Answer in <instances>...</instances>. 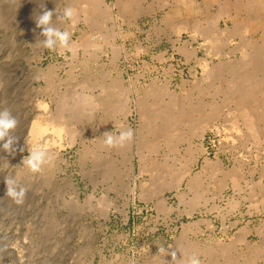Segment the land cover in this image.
Here are the masks:
<instances>
[{"label": "rangeland", "instance_id": "obj_1", "mask_svg": "<svg viewBox=\"0 0 264 264\" xmlns=\"http://www.w3.org/2000/svg\"><path fill=\"white\" fill-rule=\"evenodd\" d=\"M82 1L0 0V110L9 109L19 121L13 133L18 138L15 152L0 147V264H171V255L159 253L160 246L176 251L178 260L181 253H194L202 264H228L229 259L230 264L240 254L236 264L260 241L263 248L264 126L254 133L237 113L227 114L232 104L214 93L205 68L219 61H236L240 67L241 40L260 38L256 16L264 14V4L247 11L252 20L245 33L229 36L220 34L226 30L224 17L215 22L218 33H204L225 0H129L124 10L115 7L110 19L101 17L107 16L105 10L85 16ZM238 1L226 0L236 8ZM69 6L78 12L74 28L70 21L57 19ZM44 11L54 12L55 27L72 33L76 55L61 56L38 43L44 37L37 19ZM243 11L237 14L241 24L246 21ZM209 36L217 41L214 45ZM245 66L244 73L258 72ZM81 94H94V100L76 112L74 103ZM211 97L221 112L199 136L189 119L181 122L179 113L198 103L191 119H201ZM60 99L65 106L60 118L68 130L57 132L59 117L49 118L56 115ZM43 101L47 110L37 106ZM138 101L152 109L145 119L137 110ZM167 102V113H159ZM118 103L128 108L114 112ZM167 114L169 122L163 119ZM37 118L43 119V126L50 121L54 126L55 121V128L45 125V132L31 143L30 124ZM122 126L133 130V140L122 148L107 147L103 134H118ZM66 131H72L71 138ZM35 145L45 147L51 159L34 174L22 160ZM131 155L134 167L129 172L125 159ZM232 169L237 173L233 181L223 176ZM7 176L28 189L22 205L5 195ZM262 252L255 264L263 262Z\"/></svg>", "mask_w": 264, "mask_h": 264}, {"label": "bare ground", "instance_id": "obj_2", "mask_svg": "<svg viewBox=\"0 0 264 264\" xmlns=\"http://www.w3.org/2000/svg\"><path fill=\"white\" fill-rule=\"evenodd\" d=\"M135 0H133V2H134ZM164 2H165V0H163ZM84 4H83V6L81 5V9H82V12L81 13H83L85 16H88V17H91V16H96V15H98L99 14V11H101V10H105L106 11V15L107 16H101V17H106V18H108V17H112V15L111 14H115V13H112V12H114V8L116 7L117 9L116 10H121L122 9V7H123V10H124V8H126L127 6H130L131 5V1H129V0H121V1H113V2H115V3H111V4H107V2H106V0H83L82 1ZM133 2H132V4H133ZM255 2H257V4L255 5V4H253V6H252V1L251 2H249L248 3V0L245 2V1H238L237 2V4L236 5H238L237 6V8H236V6L233 4V5H231L232 3H227L226 2V0L225 1H223V2H221L222 4L219 6V11L214 15V16H211L208 20V22L209 23H207V21L205 22V23H207V28H203L204 30H205V32L204 31H202V32H204V33H206V35L207 34H212V33H218L216 30H218V28L220 29V27H218L217 25H216V23L215 22H217V19H219V18H221V17H224V23L226 24V30L225 31H221L220 30V34L221 33H226V34H229V36H236V35H239V34H241L242 32H244V30L245 29H247L248 27H249V25H248V22H249V20H252V19H250L251 17H250V15H249V13L247 12V11H249V10H253V8L254 7H258V4L259 3H262V4H264V0H256ZM259 2V3H258ZM67 3H69V2H67ZM135 3V2H134ZM253 3H254V1H253ZM70 4V3H69ZM68 4V5H69ZM78 4V3H77ZM80 4V3H79ZM175 4V3H174ZM255 5V6H254ZM73 7V6H72ZM261 7V6H260ZM74 8V7H73ZM232 8H234V9H232ZM81 9H78V10H81ZM179 10V9H178ZM242 10H244L245 11V13H247L246 14V18L245 19H243V20H246V21H244V23H240L241 21H239V18L241 17H239L238 18V15L237 14H239ZM233 11H234V13H235V15L234 14H232L233 13ZM243 11V12H244ZM254 11V10H253ZM260 11V10H259ZM80 12V11H79ZM102 12V11H101ZM262 12V11H261ZM175 13V12H174ZM173 13V14H174ZM179 13V12H178ZM82 14V15H83ZM251 14V13H250ZM100 15V14H99ZM102 15V14H101ZM104 15V14H103ZM241 15H242V13H241ZM252 16V15H251ZM88 17H85L86 19H88ZM250 17V18H249ZM83 18V17H82ZM84 18V19H85ZM93 18V17H92ZM91 18V19H92ZM105 18V19H106ZM91 19H89L90 21H91ZM101 19V18H100ZM108 19H110V18H108ZM94 20V19H93ZM102 20V19H101ZM96 21V20H95ZM219 21H220V19H219ZM201 22V21H200ZM95 23H97V22H95ZM229 23V24H228ZM98 24V23H97ZM195 24V23H194ZM256 27H257V29L256 30H259V31H261V35H260V38L257 40V41H254V40H251V39H243V40H241V43H240V45H241V47H240V49H241V53L243 54V58L241 59V56L239 57V59H241L242 60V63H241V65H240V67H239V64H238V62H236L235 60H233V61H235L237 64H238V66H237V64H234L235 62H233L232 64H225L224 62H222V61H219V63L216 65L215 63V65L213 66L212 64V67H211V65H210V67L209 66H207V67H209V68H205V71L208 73H205L206 75H207V77L208 78H210L211 77V81L210 82H208V83H210V87H212V90L214 91V93L215 94H221L223 97V99L222 100H224V101H226L227 103H229V104H232V106H230L229 108H230V110L229 111H227L226 113L228 114V112H230V111H232L233 113L235 112V113H237L238 114V117L240 118V122H241V124L244 126V127H246V130L248 129V130H252L254 133H256V128H262L263 126H264V47L262 46V39L264 40V14L263 15H258L257 14V16H256ZM177 25V24H176ZM183 26H185V25H182L180 28L178 27V30L179 29H181V28H183ZM205 26V25H204ZM192 27H197L196 25L195 26H192ZM198 29H199V26L197 27ZM201 28V27H200ZM197 29V30H198ZM216 29V30H215ZM202 30V29H201ZM223 30V29H222ZM253 31V30H252ZM112 32V31H111ZM200 32V34H201V31L200 30H198V33ZM247 32V31H246ZM195 33V32H194ZM245 33V32H244ZM249 33V32H248ZM113 34V33H112ZM220 34H218V35H220ZM223 34V35H224ZM225 34V35H226ZM247 34V33H246ZM104 35V34H103ZM217 35V36H218ZM243 36H244V34H242ZM204 36V35H203ZM202 36V37H203ZM211 36V35H210ZM206 37L207 39H208V41H213V42H211V44L213 43V45H214V43L215 42H217V41H215V39H216V37L217 36H215V35H213V36H215V39H213V36L212 37ZM228 36V37H229ZM223 37H225V38H228V37H226V36H223ZM80 38V37H79ZM205 38V39H206ZM211 38V39H210ZM234 38V37H233ZM232 38V39H233ZM244 38V37H243ZM112 39V38H111ZM220 39V38H219ZM224 39V38H223ZM230 39V38H229ZM84 40V39H83ZM104 40V39H103ZM108 40V39H107ZM218 40V39H217ZM221 40V39H220ZM228 40V39H227ZM102 41V40H101ZM224 41V40H223ZM222 41V42H223ZM252 41H254V42H252ZM106 42V41H105ZM219 42V41H218ZM220 43V42H219ZM206 44V43H205ZM76 45H78V44H76ZM212 45V46H213ZM215 46H216V44H215ZM214 46V47H215ZM245 47V48H244ZM246 47H250V50L249 51H247V50H245L246 49ZM113 50V49H112ZM220 50V49H219ZM240 53V54H241ZM204 59V58H203ZM202 60V59H201ZM237 61H239V60H237ZM221 62V63H220ZM239 63H240V61H239ZM243 64V65H242ZM247 64V65H251V69L250 70H252V68L254 69V70H257L258 72H255L254 74H247L248 73V71L247 70H245V71H247V73H244V68H246V66L245 65ZM235 66H237L238 67V69H235L236 67ZM235 67V68H234ZM242 68V69H241ZM240 69L241 70H243V71H240ZM48 71V70H47ZM47 73V72H46ZM45 74H43V76H44ZM51 75V74H50ZM205 76V75H204ZM47 78V77H46ZM49 78V77H48ZM47 78V79H48ZM202 78H204V77H202ZM216 78V79H215ZM205 79H207V78H205ZM49 80V79H48ZM85 81V80H84ZM82 84V83H81ZM85 84V83H84ZM110 88H111V86L110 85H108ZM108 86H106V88H104L102 91L104 92H106V91H108V89H109V87ZM116 86V85H115ZM87 87V86H86ZM117 87V86H116ZM37 88V87H36ZM81 88V87H80ZM113 88V87H112ZM118 88V87H117ZM87 89V88H86ZM40 90V89H39ZM162 90V89H161ZM101 91V92H102ZM164 91V90H163ZM82 92V91H81ZM204 92V91H203ZM259 92V93H258ZM91 93V92H90ZM122 93V92H121ZM120 93V94H121ZM258 93V95H259V97H258V99H254V97H255V95ZM64 94V93H63ZM68 94V93H67ZM79 94V93H78ZM87 94V93H86ZM84 95L83 96V94H81L80 96H81V99H79V96H78V100L74 103L75 104V106H76V108H75V110L77 109V110H80V111H84V107H86V108H88L87 106H89L88 104H90L91 105V103H93L92 101L94 100V98L92 97L93 95L92 94H88V95ZM187 94V93H186ZM209 94H211V93H209ZM121 95H123V93L121 94ZM58 96V95H57ZM66 96H68V95H66ZM213 96V95H212ZM120 97V96H119ZM186 97V96H185ZM214 97V96H213ZM60 98V97H59ZM75 98H76V96H75ZM199 98V97H198ZM212 98V97H211ZM68 99V98H67ZM119 99H121V98H119ZM202 99V98H201ZM220 99V100H221ZM37 100V99H36ZM55 100V99H54ZM60 100H62V101H60ZM59 101H57V106H56V115H51V118H49L51 121H53V120H57V118H58V121H57V123L58 124H56V126H55V121H54V126L56 127V131L57 132H61V130L63 131V129H66V130H68V128H66L65 127V125H63V120L64 119H61L60 117L63 115V113H61V110L65 107V106H63L64 105V103H62L64 100L63 99H60ZM205 100V99H204ZM204 100L202 101V102H204ZM258 100V101H257ZM42 101V100H41ZM135 101H137V100H135ZM140 101V100H139ZM137 102V104H136V102H135V104H136V107H137V110L140 112H138L140 115H143V117H144V115H150V112L152 111V109H150V108H148L147 110H146V108L143 106V104H142V102ZM189 101V100H188ZM257 101V102H256ZM71 102V107L72 106H74V105H72L73 104V102L72 101H70ZM36 103L38 104V100L36 101ZM69 103V102H68ZM171 103H172V100H171ZM179 103V102H178ZM177 103V104H178ZM206 104H207V102H205ZM63 104V105H62ZM125 104V103H124ZM169 103L167 102V104H165V107L164 106H161V107H159V109H158V112L160 113V111H162V112H164V113H167L166 112V109H167V107L169 106L168 105ZM176 104V105H177ZM223 103H221V105H222ZM87 105V106H86ZM94 105H95V107H97L96 106V104L94 103ZM205 104H202V106L205 108V106H207L204 110L206 111V116H204L203 118H201V119H198V118H196L195 119V121H192L193 119H191L192 117H194L195 115H194V113L196 114V112H198V107L200 106L198 103H196V104H188L180 113H179V118H181L182 119V121L181 122H185V120H187V119H189V120H187L188 122L187 123H193L192 124V126H193V129L195 130V132H197L198 131V133H199V136H202V133L207 129V128H209V127H211V126H213V123H212V120L214 119V117L215 116H217L218 114H219V111L221 110V109H219V104L218 103H216V100L214 99V98H212L211 99V102H209L208 101V104L207 105H205ZM38 107H41V108H46V103L43 101V102H40L39 103V105H37ZM74 106V107H75ZM124 106V105H123ZM123 106H122V104H116L114 107H113V111L115 112V110H117V109H123ZM127 106H128V104H127ZM126 105L124 106V107H127ZM158 106V105H157ZM180 106V105H179ZM63 107V108H62ZM40 108V109H41ZM68 108V107H67ZM128 108V107H127ZM155 108V107H154ZM176 108H177V106H176ZM66 109V108H65ZM71 109V108H70ZM69 109V110H70ZM72 109H73V107H72ZM115 109V110H114ZM150 109V110H149ZM197 109V110H196ZM45 110H47V109H45ZM76 110V112H78ZM89 110V109H88ZM129 110V109H128ZM127 109L126 110H124V111H126L125 113H127V111H128ZM176 110V109H175ZM234 110V111H233ZM42 111H43V109H42ZM118 111V110H117ZM117 111H116V113H117ZM169 111H171L170 109H168V112ZM177 111V110H176ZM46 112V111H45ZM63 112V111H62ZM121 112V111H120ZM136 112V111H135ZM201 112V111H200ZM221 112V111H220ZM232 112H230V113H232ZM55 113V112H54ZM88 113V112H87ZM119 113V112H118ZM129 113V112H128ZM173 113V112H172ZM177 114V113H176ZM199 114V113H198ZM202 114V113H201ZM44 115V114H43ZM233 115V114H232ZM235 115V114H234ZM57 116V117H56ZM162 116H164V115H162ZM161 116V117H162ZM50 117V116H49ZM141 117V116H140ZM160 117V118H161ZM233 117H235V116H233ZM47 118H48V116H47ZM64 118V117H63ZM163 118V117H162ZM161 118V119H162ZM177 118V117H176ZM175 118V119H176ZM237 118V117H236ZM59 119H61V121H59ZM76 119V118H75ZM79 119V118H78ZM144 119H145V117H144ZM143 119V120H144ZM164 121L166 122H169L170 121V119H171V116H169L168 114L166 115V116H164ZM191 119V120H190ZM43 120V119H42ZM42 120H40L39 118H37V119H34V120H32V122H31V124H30V130H29V132H30V141L29 142H34L39 136H41L42 135V133H44L45 132V130H46V127H44L45 125H51L52 127H54L52 124H50L51 123V121L48 123V122H46V123H48V124H46L45 122V125L43 126V122H42ZM46 120V119H45ZM44 120V121H45ZM180 120V119H179ZM235 119H231V121H234ZM49 121V120H48ZM66 121V120H65ZM161 122H163V121H161ZM225 122V121H224ZM235 122V121H234ZM53 123V122H52ZM61 123V124H60ZM179 123H180V121H179ZM120 125H121V122L119 123ZM186 124V123H185ZM228 124H229V122H228ZM232 124V123H231ZM235 125L234 126H238V124H237V122H235L234 123ZM62 125H63V127H62ZM73 126V125H72ZM149 126V125H148ZM171 126V125H170ZM231 126H233V125H231ZM240 127H241V125H239ZM54 127V128H55ZM65 127V128H64ZM146 127V126H145ZM167 127V126H166ZM166 127H165V130H166ZM225 127V126H224ZM239 127V128H240ZM54 128H53V130H54ZM159 128V127H158ZM164 128V127H163ZM181 128V127H180ZM232 128H235V127H232ZM70 129V128H69ZM148 129H149V127H148ZM177 129V128H176ZM176 129H174L175 131H176ZM238 129V128H237ZM72 130V129H71ZM157 130V129H156ZM162 130V129H161ZM172 130V129H171ZM178 130V129H177ZM233 130V129H232ZM236 130V129H235ZM240 130H241V128H240ZM255 130V131H254ZM65 131V130H64ZM149 131V130H148ZM174 131V132H175ZM237 131V130H236ZM243 131V130H242ZM56 132V133H57ZM67 132V131H66ZM66 132H64V133H66ZM69 132V131H68ZM68 132H67V134H68ZM71 132V133H70ZM69 132V134H71V135H69V137L71 136L72 137V131H70ZM168 132V135H169V131H167ZM167 132H166V134H167ZM173 132V131H172ZM178 132V131H177ZM247 132H249V131H246V133ZM56 133H55V135H56ZM197 133V134H198ZM242 133V132H241ZM251 132H249V134H250ZM254 133L252 134V135H254ZM66 134V135H67ZM161 134H162V131H161ZM184 134V133H183ZM58 135V134H57ZM61 135V134H60ZM67 135V136H68ZM239 136H242V135H240V134H238ZM252 135H251V139H253L254 137H252ZM163 136H165L164 134H162V136L161 137H163ZM167 136V135H166ZM259 136V135H258ZM68 137V138H69ZM70 137V138H71ZM74 137V136H73ZM202 138V137H201ZM255 138H258L257 140H260L259 139V137H255ZM47 139V138H46ZM232 139V138H231ZM249 139V138H248ZM68 140H70V139H68ZM72 141H74L73 139H71ZM170 140V139H169ZM262 140V139H261ZM72 141H70L69 142V144H71V142ZM149 141V140H148ZM252 141V140H251ZM253 141H254V139H253ZM264 141V140H263ZM31 142V143H32ZM146 142V141H145ZM171 142V141H170ZM222 142H223V140H222ZM221 142V143H222ZM231 142V141H230ZM257 142V141H256ZM148 143V142H147ZM147 143H145L146 145H144L145 147H147L148 145H147ZM242 143V142H241ZM253 143V142H252ZM148 144H150V143H148ZM68 145V144H67ZM152 145V144H151ZM257 145H258V143H257ZM143 146V147H144ZM174 146V145H173ZM154 149V148H153ZM136 150V149H135ZM140 150V149H139ZM142 150V149H141ZM195 150V149H194ZM138 151V150H137ZM140 151H138L137 153H139ZM177 152V151H176ZM140 154H142L141 152H140ZM139 154V155H140ZM139 155H138V158L140 159V158H142L141 156L139 157ZM123 157V156H122ZM126 158V157H125ZM124 158V159H125ZM126 161H127V167L126 168H128V170H129V172H131L132 171V168L134 167L133 166V162H132V155L131 156H128V159L126 158L125 159ZM142 161L144 160V159H141ZM140 160V161H141ZM155 161V160H154ZM113 162V161H112ZM123 162H125V161H123ZM122 163V162H121ZM207 163V162H206ZM110 164H111V162H110ZM109 165V164H108ZM178 166V165H177ZM217 166V165H216ZM209 167V166H208ZM142 168V167H141ZM154 168V167H153ZM157 168V167H156ZM159 168H157V170H158ZM204 169V168H203ZM202 169V170H203ZM231 171H233V169L232 170H228V171H226L224 174H223V176L225 175V177L227 178V179H230L231 181H233L234 180V176L237 174L236 173V171L234 172L233 171V173L231 172ZM264 171V170H263ZM186 172V171H185ZM178 177V176H177ZM173 178V177H172ZM180 177H178V179H179ZM237 179V178H236ZM235 179V180H236ZM174 180V179H173ZM180 180V179H179ZM238 180V179H237ZM252 180V179H251ZM177 181V180H176ZM225 181V180H224ZM158 182H159V180H158ZM171 182V181H170ZM227 182V181H226ZM246 182V181H245ZM237 183V181L236 182H234V184L235 185H237L236 184ZM246 184V183H245ZM231 185V184H230ZM233 185V184H232ZM252 185V184H251ZM250 185V186H251ZM171 186V185H170ZM225 186H227V185H225ZM238 186V185H237ZM236 186V187H237ZM173 187V186H172ZM164 188H165V186H164ZM169 188V187H168ZM167 188V189H168ZM239 188V187H238ZM250 188V187H249ZM158 189V188H157ZM163 189V188H162ZM233 189V188H232ZM153 190V189H152ZM156 190V189H155ZM154 190V191H155ZM193 190V189H192ZM200 191H201V189H200ZM149 192H151V190H149ZM142 193V192H141ZM195 193V192H194ZM198 193V192H197ZM196 193V194H197ZM200 193V192H199ZM159 194H161V193H159ZM201 194V193H200ZM76 196V195H75ZM198 196V195H197ZM160 197V196H159ZM195 198V197H194ZM198 198V197H197ZM160 199H161V197H160ZM198 200V199H197ZM235 202V201H234ZM232 204V203H231ZM235 204V203H234ZM233 205V204H232ZM156 206H158V205H156ZM233 207V206H232ZM184 232V231H183ZM258 232V231H257ZM261 232V231H260ZM264 234V231L262 230V232L260 233V234ZM259 234V235H260ZM263 237H261V238H263V240H264V235H262ZM235 238V237H234ZM240 240V239H239ZM262 240V241H263ZM244 241V240H243ZM233 242H234V240H233ZM241 242V241H240ZM245 242V241H244ZM231 244H232V242H230ZM229 243V244H230ZM246 243V242H245ZM262 242L260 241V244L259 243H257L259 246H261L260 248H258L259 246L256 244V243H254V244H256L255 245V248H257V249H254L253 251H251V250H249V249H251L250 248V246H248L247 248H249L248 250H249V254H247V255H245V257H243L242 259H240V262L239 261H236V262H238V263H236V264H255V258H256V256H258L259 254H261V252L263 253L262 255H264V247L262 248V244H261ZM228 245V244H227ZM232 245H234V244H232ZM245 245V244H244ZM264 246V245H263ZM228 247V246H227ZM232 247V246H231ZM254 247V246H253ZM252 247V248H253ZM192 248V247H191ZM223 248H224V246H223ZM229 248V247H228ZM228 248H226L225 250H226V252H227V250H228ZM241 248V247H240ZM231 249H233V247L231 248ZM240 250V249H239ZM261 250V251H260ZM189 251V250H188ZM224 251V250H223ZM251 251V252H250ZM260 253H259V252ZM181 252V251H180ZM225 252V251H224ZM229 252V251H228ZM240 252V251H239ZM222 253V252H221ZM237 252H235V254H236ZM245 253H247V251L245 252ZM182 254V253H181ZM227 254V253H226ZM238 254V253H237ZM178 255V254H177ZM240 255V254H239ZM239 255H237L236 257H238ZM261 256V255H260ZM259 256V257H260ZM227 257V256H226ZM235 257V258H236ZM241 257V256H240ZM170 258V257H169ZM179 258H180V256H179ZM235 258H233V260L231 261V263L230 264H234L235 262ZM239 258V257H238ZM263 258V257H262ZM232 259V258H231ZM237 259V258H236ZM213 260H215V259H213ZM228 261V260H227ZM212 262H214V261H212ZM229 262H230V259H229ZM229 262H228V264H229ZM257 264V263H256ZM261 264H264V259H263V262L261 263Z\"/></svg>", "mask_w": 264, "mask_h": 264}, {"label": "clouds", "instance_id": "obj_3", "mask_svg": "<svg viewBox=\"0 0 264 264\" xmlns=\"http://www.w3.org/2000/svg\"><path fill=\"white\" fill-rule=\"evenodd\" d=\"M56 11V10H55ZM53 11H44L37 19V27L41 28L40 35L44 39L39 40L38 43L49 51L58 52L59 55L64 56L66 53L76 55L77 48L74 42L71 40L72 33L64 30L61 31L58 27L53 25ZM78 12L75 8L69 6L63 11L62 17H57L59 20H68L71 26L74 28L77 23ZM95 39V38H94ZM94 49H98V45L92 46ZM18 119L12 114V112L4 108L0 110V147L10 154L15 152L14 145L17 143L18 138L13 135L15 129L18 127ZM104 143L109 148L124 147L130 143L134 138L133 130L129 128H123L118 131V134L111 132H105L103 134ZM22 151V149H21ZM50 156L48 150L40 145H35L29 149L28 155L22 160V166L32 173H40L43 167L50 163ZM6 193L5 195L12 199L17 205H22L25 202V198L28 189L24 186L18 185L14 177H5ZM159 253L164 255H171V264H202V261L196 254L185 255L182 253V259H177L176 251H168L164 246L158 247Z\"/></svg>", "mask_w": 264, "mask_h": 264}, {"label": "crops", "instance_id": "obj_4", "mask_svg": "<svg viewBox=\"0 0 264 264\" xmlns=\"http://www.w3.org/2000/svg\"><path fill=\"white\" fill-rule=\"evenodd\" d=\"M195 54H197V50H196Z\"/></svg>", "mask_w": 264, "mask_h": 264}]
</instances>
